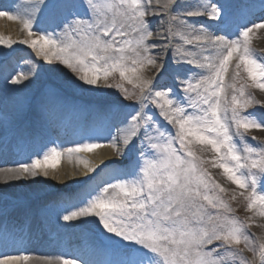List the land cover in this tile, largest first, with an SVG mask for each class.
I'll list each match as a JSON object with an SVG mask.
<instances>
[{"label": "snow or ice", "instance_id": "1", "mask_svg": "<svg viewBox=\"0 0 264 264\" xmlns=\"http://www.w3.org/2000/svg\"><path fill=\"white\" fill-rule=\"evenodd\" d=\"M261 6L264 11V0ZM233 8L228 0L190 5L183 0H33L22 23L29 36L33 29L40 34L20 43L36 49L43 64L31 78L4 76L0 150L11 145L10 130L18 141L23 138L17 125L29 115L49 126L60 122L68 105L56 76L63 74L81 88L115 89V99L98 112L108 137L100 128L87 142L64 150L71 157L107 142L113 156L88 167L81 179L89 181L104 167L111 169L112 182L71 209L45 208L46 219L54 217L58 226L95 221L109 255L93 261L34 257L20 250L34 221L14 214V201L4 190L15 182L48 179L47 169H55L62 156L52 146L30 162L0 171V250L17 252L0 251V264H253L239 247L242 243L255 264H264V243L257 244L249 224L229 215L219 195L225 189L201 168L190 148L193 141L211 146L248 209L255 213L259 208L264 217V194L257 192L258 177L264 180V143L259 149L238 144L248 139L249 130L264 129V119L255 115L257 107L264 111V102L246 92V84H232L229 99L224 84L235 56L236 68L243 65L252 84L264 90V54L250 43L253 30L264 29V20L236 23ZM5 16L18 18L0 11ZM14 43L0 37V45ZM41 71L49 74L48 84L21 97L18 89ZM116 73L121 82L108 84Z\"/></svg>", "mask_w": 264, "mask_h": 264}, {"label": "bare ground", "instance_id": "2", "mask_svg": "<svg viewBox=\"0 0 264 264\" xmlns=\"http://www.w3.org/2000/svg\"><path fill=\"white\" fill-rule=\"evenodd\" d=\"M4 1H6V4H3V7H5L8 11H10L13 15H17L18 18L15 20H9L6 16L3 18H0V37H4L5 34H7L9 36V38L14 40L13 42H16L20 38H22L21 33L27 31V29H25L23 27L22 20L24 18H27L28 13H30L32 11L27 6V5H29L30 0H22V1H20V0L19 1L4 0ZM105 2H112V0H105ZM115 2L118 3L119 0H115ZM183 2L186 5H190L192 3H195L196 0H183ZM228 2L234 6V8H233L234 14H238L239 17L243 18L241 20L242 23L250 26L251 24L259 23L261 20H264V13H261V11H260V9L262 7L261 6V0H257V1H254V0H228ZM247 5H255V7L248 8V7H246ZM257 13H258V15H255ZM262 30L264 31V29H254L253 33L250 34V41L252 42L251 47L256 50L258 55L264 54V35L262 34ZM252 35H253V38H252ZM27 36H28V34H27ZM14 46H15V43L13 44V47L10 50L13 51ZM15 49H17V46H15ZM8 50L9 49H4L2 46L0 47V53L7 52ZM3 55L4 54H0V57H2ZM23 55H24V53H23ZM22 59L26 60L25 58H22ZM236 63H237V58L234 56L233 59L229 62V67L231 69L235 68ZM243 71H244V69H241V72H243ZM2 73L4 74V76L6 74H8L6 72V70H3ZM244 73H245V77L247 78L246 79L247 82L252 84V82L248 79L247 73L245 71H244ZM227 74L228 73H225L224 84L226 86L225 92L227 95H229V93H230L229 86L231 85V75H230V73H229V76ZM234 74H235V71H234ZM204 75H208V73L205 72ZM57 77L58 76H56L55 78L57 79ZM114 77H119V74L116 73L114 75ZM111 78L112 77H110L109 79H111ZM199 78H200L199 75H197L196 79L198 80ZM193 82L195 83V81H193ZM226 82H227V85H226ZM99 83L103 87V82L99 81ZM228 83H229V86H228ZM18 92H19L21 97L24 96V94L22 92H20V91H18ZM252 93H253L254 99L264 102V90L256 88L255 85H253V92ZM230 95H231V93H230ZM10 96H11V93H10ZM0 102H2V101H0ZM76 105H77V102H76ZM71 112H73V111L71 110ZM261 113H262V115H261ZM255 115L261 119H264V111H261L259 107H257L255 109ZM24 121H22V122H24ZM87 122H88V120H86V122L84 123L83 128L86 126ZM35 125H36V123H33L30 125V123L28 122L25 126L26 127H31V126L35 127ZM64 125H65V127H67L66 125H68L66 120L63 123L59 122L55 126H49V125L45 124V127L50 131H51V129L55 128L53 132H55L57 134H63L64 135L66 133V130L61 129V127ZM51 127H53V128H51ZM248 134L250 136H253V137H255V135L257 136L256 143H258V142L260 144L264 143V129H251L248 131ZM70 140H71L70 135H68L65 138L64 142L62 143V145H61V151H62L61 159L58 162L55 169H53L52 171L47 170L49 173L48 179H45L44 177L40 176V177L36 178L35 180H30V181L25 180V181L15 182V183L11 184L7 189H5V191L9 192L10 193L9 195H13L14 193H11L12 188L19 187V186H22L21 191L23 190L25 192L26 189H28L29 192H32V193H36L38 191L39 193L47 194L51 190H60V192L50 194L52 197L51 199H53L56 204H58V199L55 198V196L69 201V199H68L69 190H74L75 187H79L85 183L84 181H82L81 178L85 173L88 172V167H92L93 165H99L101 163V161H106L108 158L113 156V149L109 150L108 148L99 147L97 149H94L91 152H85V153H79V154L73 153L72 156L70 157L68 155V153L66 151H64L65 149H68V148H74L73 146H71ZM83 140H84V142H87V137H85V139H83ZM193 144H195L194 146H195V148H197L195 150V152L199 156L198 157L199 158L198 163H200V161H201L205 164H209L210 162L219 161V159H218L219 156H217L214 153V151H211V146L200 145L197 142H195ZM256 148L259 149L260 147L259 148L256 147ZM220 155H222V154H220ZM77 156L79 158H77ZM86 164H87V167L85 166ZM16 166H17L16 163H12V164L8 165V167L0 168V171L7 169V168L16 167ZM214 168H215V170H218L217 167L214 166ZM221 170H223V169H221ZM97 172L98 171H96L95 174ZM213 174H214L215 182L220 184V186L222 188H224L225 191H227L226 187L228 189H232V187L228 184V178L226 176H223L219 173H217L216 176H215V173H213ZM100 181H102V179H99L96 183H98ZM231 185L233 186V183ZM240 191H242V190L241 189L239 190V188H234L233 193L236 195H239ZM249 191H251V190L249 189ZM257 192L260 194H264V183L257 186ZM71 194L73 196L74 191H72ZM23 203L24 202H18V203L14 202V207L16 209V212H19L18 214H16L17 216H22L23 207L25 205L29 204V202L24 204V205H23ZM31 203H34V201H31ZM39 207L40 206H37L35 212H33V215H34L33 221H34L35 225H33L30 237H35L39 233L37 231L41 228V224H42V222L40 221V218L41 217L45 218V214L41 213ZM48 207H50V206H48ZM71 208H73V207H71ZM259 211H260L259 208H257V211L255 213L251 211L249 218L247 220L248 224L250 225L249 231H250V233L253 234V237L256 239L257 244L264 243V217H261L259 215ZM36 216H38L37 219H36ZM91 222H92V220H87L85 222H73L69 225H65L64 227L67 228V230L69 231V234H71V233L74 234V237H72L68 242L73 244V249H76L75 252L82 249V253L85 251L84 254H86L88 257L97 259L98 253H99L96 251L97 247L94 249V247L92 245H89L88 250H85L84 247L80 246V244H79L81 241H86V237H85L86 235H89L90 233L92 234ZM58 227H60V226H58ZM51 247H52V245L48 244L45 248V250L48 249V251H45V252H49V254L51 255L52 258H59L60 256L57 254L56 251H54L53 247L52 248ZM247 257H248L249 261H252L253 264H255V260H254V256H253L252 252H250L249 255H247ZM255 259H258V255L255 257Z\"/></svg>", "mask_w": 264, "mask_h": 264}, {"label": "rangeland", "instance_id": "3", "mask_svg": "<svg viewBox=\"0 0 264 264\" xmlns=\"http://www.w3.org/2000/svg\"><path fill=\"white\" fill-rule=\"evenodd\" d=\"M0 18H3V17H0ZM27 34L29 35V31L26 32V33H23V32H22V33H21V37H22V38H20V39L17 41L16 44H17L18 46L22 47V48L27 47V48H29L30 50H33V49L30 48L29 46L20 43V41H22V40H26V39H24V38H25L24 36H26ZM262 34L264 35V31H263V30H262ZM31 38H32V39H36V38H33L32 36H31ZM31 38H29V39H31ZM252 38H253V35H252ZM3 39H4L5 41H8V40L13 41V39L9 38V36H8L7 34H5V36L3 37ZM29 39H28V40H29ZM250 43H251V45H252V42H251V41H250ZM5 46L8 47V45H5ZM34 50H35V49H34ZM33 61H36V63H33ZM42 64H43L42 58H39V57H37L36 55L33 56L32 60H29V62L26 64V66H25V68L22 70V72L19 73V77H23V76H24V77H29V78L33 77V76L35 75L36 71H37V68H38L40 65H42ZM242 66H243V65H241V67H240L239 69H237L236 66H235V68H233V69H231V68L228 66V71L226 72V73H230V75H231V85H232V84H235L237 88H239L241 84H246V83L243 81V77H245V76H243V72H241ZM234 71H235V74H234ZM69 74H70V75H69ZM69 74H68V76H71V73H70V72H69ZM42 75L49 76L48 73H46V72H44V71H41L40 74H39V76H36L35 79H32V80H31V83H26V84H27L28 86L33 85L35 81H38V78L42 77ZM57 79L62 83L61 85H60V84H59V85L61 86L62 90H63L64 92H66V93H72L71 91L76 90L75 92H77V93H81V94L87 93V94H90V95H94L95 92H99V93H109V94H107V95H114V93H115V91H116L115 89H108V88H107V91H105V92H103V91H95L94 89H92V88H90V87H87V86L84 87V88H81V87H79L78 85L73 84V83L71 82V80H67V79H65L64 76H63V74L58 75ZM57 79L55 78V80H57ZM101 79H102V81L104 82V85H105L106 82H105L104 78L101 77ZM58 80H57V81H58ZM57 81H56V83L58 84ZM245 81H246V78H245ZM119 82H121V81H120V77H114V78L112 77L111 79H108V80H107V83H108V84H112V85H115V84H117V83H119ZM227 82H228V81H227ZM227 82H226V85H227ZM231 85H230V86H231ZM246 85H247V87L245 88V91L248 92V93H251L252 96H253V93H252V92H253V87H252V85H251V84H246ZM124 86L127 87V88L129 89V91H132V90H133V87H132V86H128V85H126V84H124ZM228 86H229V83H228ZM230 86H229V90H230V92H231L232 90H231ZM225 88H226V86H225ZM78 91H79V92H78ZM229 94H230V93H229ZM230 98H231V96H230ZM246 135H247L248 139H247L246 141L242 142V143L238 142L239 147L243 148L245 145H247V146H251V147H253V148H256V147L259 148V147L261 146V144H260L259 142L256 143V138H257L256 135H255V139H252L251 137H253V136H250L248 133H247ZM193 143H195V141H193ZM193 143L190 145V148H191V150L193 151V153H194V155H195V157H196L197 163H198V159H199L198 157H199V156H198V155L196 154V152H195V150H196L197 148H195V146H194L195 144H193ZM102 148H108L109 150L112 149V148H110V146L108 145L107 142H105V143L103 144ZM198 150H199V149H198ZM211 151H212V149H211ZM81 153H85V152H81ZM214 153H215V152H214ZM215 154L218 156L217 153H215ZM218 159H219V158H218ZM199 161H200V160H199ZM219 162H220V160L217 161V162H210L209 164H205V163H203V162L200 161V163H198V164L201 166V168H202L203 170H205L208 174H210L211 178L214 180V174H213V173H215V176L217 175V173H219V174H221V175H223V176H226V175L224 174L223 170H221V168L218 167ZM211 166H212V167H211ZM214 166L217 167L218 170H215ZM212 168H213V169H212ZM48 170L52 171L53 169L50 168V169H48ZM216 172H217V173H216ZM226 177H227V176H226ZM214 181H215V180H214ZM228 184L232 187V189H228V188L226 187V190H227L228 192L225 191V192H223V193H219V189H217V193H219V195L222 196L224 203L227 204V205L230 207L231 212L229 213V215H231V216H233V217H235V218H239L240 220L245 221V222L248 224L247 220H248V218H249V215H250V212H251V211H250V210L248 209V207H247V202H246L243 198H241L240 195H236V194L233 193L234 188H238L237 185L233 184V186H232V185H231L232 182H231L229 179H228ZM219 185H220V184H219ZM239 190H240V189H239ZM245 195H246V193H245ZM233 196H235V199H233ZM93 226H94V228H97V227H96V223H95V221H94V223H93ZM249 230H250V227H249ZM95 234H96V232H95ZM239 247H240L241 249H243V251H244V255L247 256L248 253H249V251H248L246 248H244L243 243H242Z\"/></svg>", "mask_w": 264, "mask_h": 264}]
</instances>
